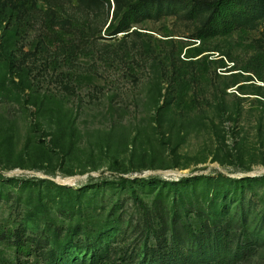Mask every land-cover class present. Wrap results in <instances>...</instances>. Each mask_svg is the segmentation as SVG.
<instances>
[{"label":"rangeland","instance_id":"374dc122","mask_svg":"<svg viewBox=\"0 0 264 264\" xmlns=\"http://www.w3.org/2000/svg\"><path fill=\"white\" fill-rule=\"evenodd\" d=\"M209 13L0 0V264H202L247 245L235 264H264V19L200 38Z\"/></svg>","mask_w":264,"mask_h":264},{"label":"trees","instance_id":"16d2710c","mask_svg":"<svg viewBox=\"0 0 264 264\" xmlns=\"http://www.w3.org/2000/svg\"><path fill=\"white\" fill-rule=\"evenodd\" d=\"M199 4H202L206 9L209 10V15L205 21L203 31L199 37H216V36H225L235 32L239 28H243L245 25L258 20L264 19V0H196ZM138 7V6H137ZM137 7H131L128 11L121 17L120 21L117 24L111 23L107 27V31L111 35H116L121 32L128 31L131 27V24L135 22ZM9 66H12V62H9ZM177 80V79H176ZM179 99H177L178 102ZM0 176H2L0 174ZM257 181H260L257 179ZM150 185L156 186V183L153 180L148 181ZM133 183L137 186L143 185V181L140 178L133 180ZM172 189L176 192H179L178 183H172ZM137 199V197H135ZM212 223L208 226V229H213L217 225L221 224V221H216L212 219ZM236 224V223H235ZM234 231V226L233 229ZM246 230V229H245ZM205 237H210V231H207ZM204 237V238H205ZM201 239V237H198ZM249 233L246 230L245 238L242 240L246 244H250ZM74 242L66 249H71L72 247H77ZM252 245H247L245 247H236L233 254L230 255V251H224L221 256L213 257L211 259L205 260L202 264H235L243 255L247 254L253 247ZM22 248L21 246L19 247ZM64 248L56 249V252L62 251ZM66 256L59 257L57 264H64L65 257L69 255V251H66ZM62 258V259H61ZM107 258L102 259L99 264H111V261ZM152 260V261H156ZM180 261H183L181 259ZM160 262V261H159ZM171 261H167L164 264H170ZM70 264V257L68 262ZM75 260L71 264H76Z\"/></svg>","mask_w":264,"mask_h":264}]
</instances>
